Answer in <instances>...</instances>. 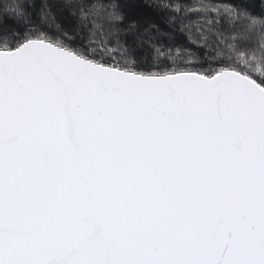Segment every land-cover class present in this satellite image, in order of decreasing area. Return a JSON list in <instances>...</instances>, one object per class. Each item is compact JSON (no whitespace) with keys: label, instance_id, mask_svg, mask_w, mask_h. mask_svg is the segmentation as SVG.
Returning <instances> with one entry per match:
<instances>
[{"label":"snow or ice","instance_id":"snow-or-ice-1","mask_svg":"<svg viewBox=\"0 0 264 264\" xmlns=\"http://www.w3.org/2000/svg\"><path fill=\"white\" fill-rule=\"evenodd\" d=\"M0 264H264V0H0Z\"/></svg>","mask_w":264,"mask_h":264},{"label":"trees","instance_id":"trees-1","mask_svg":"<svg viewBox=\"0 0 264 264\" xmlns=\"http://www.w3.org/2000/svg\"><path fill=\"white\" fill-rule=\"evenodd\" d=\"M58 19H62V17L58 18Z\"/></svg>","mask_w":264,"mask_h":264}]
</instances>
